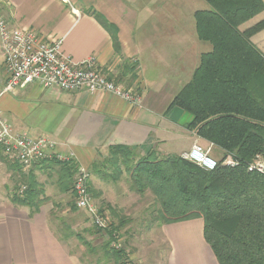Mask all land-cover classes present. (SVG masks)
Wrapping results in <instances>:
<instances>
[{"label":"crops","instance_id":"0c3cea01","mask_svg":"<svg viewBox=\"0 0 264 264\" xmlns=\"http://www.w3.org/2000/svg\"><path fill=\"white\" fill-rule=\"evenodd\" d=\"M209 8L206 0H0V14L12 26L33 31L42 41L60 40L76 62L94 58L111 78L141 95L133 104L109 92H67L38 82L6 88L0 45L1 114L14 130L55 141L52 156L70 157L92 171L115 145L132 148L136 157L155 151L180 155L196 142L208 147L186 127L192 115L172 102L192 79L201 55L212 49L198 37L195 19L197 11ZM96 14L115 27L119 51ZM263 19L264 11L239 28ZM251 40L264 53V29ZM30 171L46 198L52 190L60 193L36 213L8 194L13 180ZM60 175L50 158L24 167L10 164L0 149V264H82L51 223L52 208L68 194L60 190ZM203 229L202 218L161 225L169 247L166 264H219Z\"/></svg>","mask_w":264,"mask_h":264},{"label":"trees","instance_id":"16d2710c","mask_svg":"<svg viewBox=\"0 0 264 264\" xmlns=\"http://www.w3.org/2000/svg\"><path fill=\"white\" fill-rule=\"evenodd\" d=\"M206 1L210 8L197 11L195 19L198 37L212 49L201 55L172 106L192 115L186 126L190 131L233 154L238 164L205 171L180 155L159 157L156 151L136 161L132 148L115 145L106 161L114 173L99 176L115 179L127 171L135 190L154 195L159 207L153 220L160 226L202 218L204 238L219 264H264V172L248 168L257 156L264 157V53L251 40L264 29V19L244 31L239 28L264 11V0ZM96 18L119 51L115 27L100 14ZM50 159L61 168L60 190H72L78 165ZM31 171L23 176L26 189L22 195L14 193L12 200L36 213L46 196ZM120 226L119 221L108 229L110 243ZM110 243L104 245L105 258L113 261L108 264H122L124 250Z\"/></svg>","mask_w":264,"mask_h":264},{"label":"built area","instance_id":"2783aa9c","mask_svg":"<svg viewBox=\"0 0 264 264\" xmlns=\"http://www.w3.org/2000/svg\"><path fill=\"white\" fill-rule=\"evenodd\" d=\"M0 45L4 53L8 73L6 88H25L34 82L44 87H56L67 92L85 90L90 93L109 92L131 103H140L141 95L134 87H125L101 68L94 58L76 62L62 51L61 41H42L33 31L12 26L0 16ZM56 142L46 135L29 136L13 129L0 112V149L14 165L29 167L52 157ZM213 144L203 146L196 142L180 157L205 171L216 169L220 164L235 167L238 161L232 155L221 162L211 151ZM59 160L73 159L61 156ZM250 171L264 172V157L257 156L248 166ZM89 169L78 166L73 190L76 205L84 210L94 225L107 235L110 222L94 202L91 192ZM26 186H22L23 193ZM113 243V244H112ZM111 246H116V241Z\"/></svg>","mask_w":264,"mask_h":264},{"label":"rangeland","instance_id":"374dc122","mask_svg":"<svg viewBox=\"0 0 264 264\" xmlns=\"http://www.w3.org/2000/svg\"><path fill=\"white\" fill-rule=\"evenodd\" d=\"M211 144L209 142L208 146ZM202 145L206 147L204 143ZM211 153L221 162L226 156H233L231 153L225 154L214 144ZM158 156L162 157L161 154ZM110 157L109 152L106 157L100 159L96 167L99 172L114 173L112 167L106 162ZM134 159L137 161L139 157L135 156ZM9 163L11 164L10 161ZM96 169L93 171L89 169L92 174L90 182L94 202L108 218L110 228L113 224L119 226V221L122 223L118 231L114 230V233H117L116 246L123 249L125 253L122 264H166L169 247L161 234L160 224L153 220L154 211L159 207L154 195L150 191L140 193L135 190L130 174L125 170L115 179L112 177L103 179L98 175L99 172L96 173ZM51 176L54 179L59 178ZM24 185L23 179L17 176L8 194L22 195L19 192ZM56 192L57 190L50 191L49 198H53L54 202L60 194ZM58 200L61 205H55L52 208L51 223L66 241L75 258L82 264L113 263L104 255V245L110 243L108 235L103 234L94 225L89 215L76 205L73 188L68 191L63 201ZM72 203H75V209L70 208ZM112 246L110 243L109 247Z\"/></svg>","mask_w":264,"mask_h":264}]
</instances>
